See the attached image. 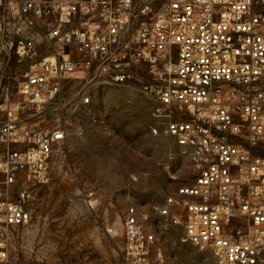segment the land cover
<instances>
[{
  "label": "built area",
  "instance_id": "obj_1",
  "mask_svg": "<svg viewBox=\"0 0 264 264\" xmlns=\"http://www.w3.org/2000/svg\"><path fill=\"white\" fill-rule=\"evenodd\" d=\"M70 84L79 106L140 92L189 162L150 208L161 232L182 228L218 264H264V0H0V262L65 149L66 126L37 120L63 114ZM123 234L117 264H166L134 207Z\"/></svg>",
  "mask_w": 264,
  "mask_h": 264
},
{
  "label": "rangeland",
  "instance_id": "obj_2",
  "mask_svg": "<svg viewBox=\"0 0 264 264\" xmlns=\"http://www.w3.org/2000/svg\"><path fill=\"white\" fill-rule=\"evenodd\" d=\"M77 86L63 93V114L54 103L37 120L42 127L66 126L65 149L47 184L34 188L31 221L15 232L10 257L0 264H117L130 207L156 232L166 264H218L211 250L183 243L182 228L161 232L150 212L192 179L174 141L153 133L159 122L152 104L118 87L79 106Z\"/></svg>",
  "mask_w": 264,
  "mask_h": 264
},
{
  "label": "crops",
  "instance_id": "obj_3",
  "mask_svg": "<svg viewBox=\"0 0 264 264\" xmlns=\"http://www.w3.org/2000/svg\"><path fill=\"white\" fill-rule=\"evenodd\" d=\"M2 116H0V118H1Z\"/></svg>",
  "mask_w": 264,
  "mask_h": 264
}]
</instances>
